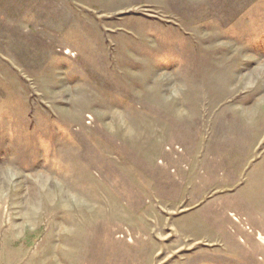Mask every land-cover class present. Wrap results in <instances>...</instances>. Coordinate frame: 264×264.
I'll return each instance as SVG.
<instances>
[{"label":"rangeland","instance_id":"1","mask_svg":"<svg viewBox=\"0 0 264 264\" xmlns=\"http://www.w3.org/2000/svg\"><path fill=\"white\" fill-rule=\"evenodd\" d=\"M0 264H264V0H0Z\"/></svg>","mask_w":264,"mask_h":264}]
</instances>
